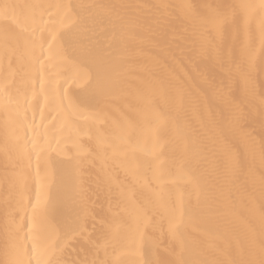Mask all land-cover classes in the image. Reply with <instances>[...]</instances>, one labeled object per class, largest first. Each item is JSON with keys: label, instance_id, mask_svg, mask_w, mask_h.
I'll return each mask as SVG.
<instances>
[{"label": "bare ground", "instance_id": "obj_1", "mask_svg": "<svg viewBox=\"0 0 264 264\" xmlns=\"http://www.w3.org/2000/svg\"><path fill=\"white\" fill-rule=\"evenodd\" d=\"M4 3L21 7L0 15V262L19 247L25 264H170L181 242L259 261L260 0ZM28 5L61 6L54 55L39 29L22 38L49 18Z\"/></svg>", "mask_w": 264, "mask_h": 264}, {"label": "snow or ice", "instance_id": "obj_2", "mask_svg": "<svg viewBox=\"0 0 264 264\" xmlns=\"http://www.w3.org/2000/svg\"><path fill=\"white\" fill-rule=\"evenodd\" d=\"M20 5H16V4H8V3H4L2 5H0V15H3L6 19L9 17L10 12L14 13L16 9L20 8ZM25 7H30V8H44L45 11H49V18L48 21H44L43 18V13H41L39 19L37 20L35 17H33V23H34V27L32 28V31L30 34L28 35H24L22 36V38L25 40V42H35L36 40V32L39 29L41 31V36H40V47H41V55H43V46L44 43L48 44V52L50 55H54L57 51L58 48V44L59 42H61L64 39V34H58L56 32L55 29V24L57 23V13L52 12L50 10L52 9H58L61 6L60 5H47V6H42V5H28ZM220 7H224L225 9L228 8H235L236 6L234 5H224V6H220ZM242 8L245 9H249V8H253L256 6L253 5H242ZM261 10L262 13H264V0H260V5L258 6ZM237 19V15L236 13H233V21H235ZM43 23L45 25H52V27H46L41 29L40 28V24ZM77 24L74 23L73 27H76ZM229 27L227 19H225L224 21V30L226 31L227 28ZM71 29H69L70 31ZM47 32V35H43L44 32ZM260 33H261V40H262V45H264V19H262L261 21V25H260ZM221 39H223V36L221 37ZM83 43V41H81ZM177 89H182L183 85L177 81L174 85ZM225 121V118L221 117V120L217 121L216 123L219 125L221 123H223ZM207 150L210 153H214L218 150L217 148V144L216 143H211L210 146H208ZM220 151L224 152L227 155L231 154V149L228 148L227 146H224L222 149H219ZM237 163H239V161H236ZM175 230L178 232L179 228L178 226H174ZM259 246V251H260V255H261V259H259V261L255 260V259H240V260H232L231 264H264V233L261 234V237L259 238V240L257 241L255 238H253L250 242H249V252H253L256 248V246ZM38 248V244L36 242H34L33 244V251H36ZM181 254L179 256V259L176 261H172L170 262V264H208L207 261L204 260H198V259H191V258H186L185 257V253H189L191 251V248L189 245H187L184 242H181ZM26 254V252H25ZM0 264H25L24 259L21 258V253H20V249L19 247L16 250V255L13 258L7 259L4 262H0ZM27 264H32L31 259H28ZM39 264V262H38Z\"/></svg>", "mask_w": 264, "mask_h": 264}]
</instances>
